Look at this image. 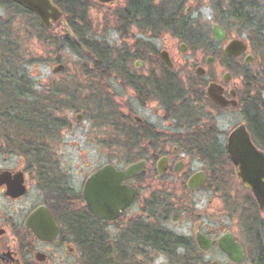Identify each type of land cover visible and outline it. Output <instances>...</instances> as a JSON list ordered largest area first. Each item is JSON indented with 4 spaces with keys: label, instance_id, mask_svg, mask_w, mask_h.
I'll return each instance as SVG.
<instances>
[{
    "label": "flooded vegetation",
    "instance_id": "1",
    "mask_svg": "<svg viewBox=\"0 0 264 264\" xmlns=\"http://www.w3.org/2000/svg\"><path fill=\"white\" fill-rule=\"evenodd\" d=\"M123 1L117 53L103 57L85 50L92 60L91 76L98 66L101 79L116 83L117 92L110 83L104 87L103 118L90 121L101 129L97 143L103 151L109 137L116 139L120 166L105 161L83 172L78 188L73 167L61 168L65 152L50 146L62 139L61 133L72 131L69 120L56 116L65 106L60 94L72 100L67 87L54 90V105L47 107L53 110L48 109L51 118L16 117L14 111L26 108L27 101L48 105L45 91L51 89L42 85L35 92L26 72L17 76L21 85L13 91L30 97L12 92L5 101L0 97V264H264V208L241 181L228 149L229 133L243 125L264 154V98L256 81L261 75L250 69L264 41L259 34L230 36L216 16L209 23L215 50L200 57L207 24L200 0H94L92 9L110 11ZM219 1L212 0V10L228 18ZM51 2L62 12L52 28L66 29V24L75 40L67 11L79 0ZM16 15L30 16L33 29H51L21 3L0 0V48L5 47L7 60L13 55L19 60L12 30L24 26H14ZM213 24L224 29L222 40L213 39ZM137 32L146 38H135ZM232 39L244 42L245 49L225 54ZM216 62L221 72L212 70ZM210 83L219 86L223 105L207 95ZM232 114L237 119L225 125ZM136 162H142V169L122 181L134 190L133 201L114 219L94 216L82 197L89 173L105 164L122 171ZM200 171L204 184L189 187ZM203 189L223 192L213 220H205L200 199L183 197ZM232 190L247 196L235 199Z\"/></svg>",
    "mask_w": 264,
    "mask_h": 264
},
{
    "label": "rangeland",
    "instance_id": "2",
    "mask_svg": "<svg viewBox=\"0 0 264 264\" xmlns=\"http://www.w3.org/2000/svg\"><path fill=\"white\" fill-rule=\"evenodd\" d=\"M214 0V3L217 4ZM225 2L227 0H220L218 3L225 9ZM250 4L248 10L251 14L260 17L262 22V32H256L260 37L264 36V0H245ZM202 4V19L207 23L202 30L203 40L200 46V57L212 53L215 50L214 45L211 44L210 21L217 16L218 22L226 28L230 36L243 35L247 37L252 34L249 29H245V25L237 22L233 18L222 17L221 13L212 10V0H200ZM75 10L67 11V17L74 24L73 29L77 30L80 38L77 35L76 44L83 52L90 49L93 52L103 57L116 54V48L121 45L122 41L118 38V29L121 26L120 15L125 2H121L119 6H115L112 10L92 9L95 5L94 0H79L74 3ZM219 6V5H218ZM76 8H78L76 10ZM244 11H246L244 9ZM14 26H21L24 28H15L12 30V38L15 42L16 53L19 56L18 69L11 70L14 75L18 76L20 72H26L29 80L33 82L34 91H41L39 88L44 85L51 90H63L68 88L73 93L72 100H68L60 95L59 101L65 106L56 112L57 118L69 120L72 124V131H65L61 133L62 139L51 143L50 150L65 152L61 159V168L69 170L71 167L76 171L77 176L74 181L75 186H81L79 182L80 175L83 172H88L92 168L104 163L111 162L116 166L123 163L122 155L118 152L116 142L113 138H108V145L105 150L101 149L100 144L97 143L98 138L101 137L100 127L95 128L90 120L102 119L106 108L107 94L104 87L108 84L113 87V91L117 92L116 83L105 78L91 76L90 65L91 61L87 55H83L80 51L73 50L69 47L63 46L58 37L65 35L67 30L63 26H55L48 30L46 41H42L39 37V29L31 28L33 20L30 16L16 15ZM27 24V25H26ZM16 26V27H17ZM57 38V39H56ZM135 38H146L143 33H138ZM57 42H54V41ZM14 48V47H13ZM14 48V49H15ZM87 48V49H86ZM61 63L65 66L63 72L54 73L52 68L54 65ZM232 69L236 71V63H231ZM253 72H258L261 75L258 85L262 89V98H264V62L260 56H256L254 63L250 66ZM212 70L221 72L223 68L219 62L213 66ZM257 77V76H256ZM115 80V79H114ZM108 83V84H107ZM69 104V105H66ZM73 105V107L71 106ZM71 106V107H70ZM76 113L83 114L82 120L75 118ZM233 115V116H232ZM230 115L224 120V124L234 122L237 119L234 114ZM236 115V114H235ZM99 124V123H97ZM69 129V126L65 127ZM110 129H108L109 131ZM112 141V142H111ZM72 172V171H71ZM179 193V192H176ZM223 192H216L213 190L203 189L199 192L185 194L186 199H200V210H204L205 220H213L214 205L221 197ZM231 197L235 199H245L247 193L244 191L232 190L229 192ZM224 196V195H223ZM222 196V197H223ZM195 205H199L196 201ZM136 207L132 208L133 211ZM129 211V212H131Z\"/></svg>",
    "mask_w": 264,
    "mask_h": 264
},
{
    "label": "water",
    "instance_id": "3",
    "mask_svg": "<svg viewBox=\"0 0 264 264\" xmlns=\"http://www.w3.org/2000/svg\"><path fill=\"white\" fill-rule=\"evenodd\" d=\"M28 9L33 11L40 19L46 29H50L62 16V12L51 0H15ZM101 2L111 0H99ZM63 23L65 24L64 20ZM68 33L71 29L65 24ZM213 39L222 40L225 37L224 29L213 24ZM245 49V44L239 39H232L224 47L225 54H238ZM65 66L58 63L53 66L52 71H63ZM206 93L216 103L224 104L220 98L219 86L210 83L207 86ZM76 118L81 119L82 114L77 113ZM228 149L231 160L237 165L238 174L246 185L258 206L264 208V154L258 151L251 143L249 134L243 125L235 127L228 136ZM143 167L142 162H136L128 165L124 170L119 171L112 164H105L96 168L87 176L83 189L82 197L86 201L87 209L98 218L114 219L133 201L135 192L125 184L123 180L127 179ZM195 175L190 179L188 186L197 187L205 182V174L200 171V178Z\"/></svg>",
    "mask_w": 264,
    "mask_h": 264
},
{
    "label": "trees",
    "instance_id": "4",
    "mask_svg": "<svg viewBox=\"0 0 264 264\" xmlns=\"http://www.w3.org/2000/svg\"><path fill=\"white\" fill-rule=\"evenodd\" d=\"M224 6L226 8L227 15H229L228 17L233 18L237 22L244 24L245 25L244 28L249 29V30L251 29L250 32L252 34H256V32H259V33L262 32L261 18L256 16V13L251 14V12L248 10V8L250 7V4L246 3L245 0H227ZM244 9L246 11H244ZM35 28H37V26ZM73 30H74V33L77 35L78 40L83 41L80 38L77 30H75V28ZM38 37L42 41H46L47 39H49L47 38V33L44 29H41V30L39 29ZM260 39L264 41V36L260 37ZM58 40L63 46L69 47L73 50L77 49V51H80L83 55H86V53L83 52L81 48H79V46L76 44V42L71 38V36L67 32L65 33L64 36L58 37ZM54 42H57V41L55 40ZM259 48H260L259 49L260 57L263 59V62H264V42H263V46H260ZM4 54H5V47L2 46L0 48V73H2V75H0V97H2L5 101L6 98L10 96L11 92L15 96L17 95V96H21L25 98L26 96L30 97V95H26L23 92L20 93L18 89L15 92L13 91L16 88L20 87L21 84L19 85V83L21 79H18V77L15 75L8 76L6 71L9 73V71L13 69L17 70L19 60H17L15 55H13V58L7 60L5 59ZM95 71H97L98 73L94 74V77L101 78V74H99V72L101 71V68L96 66ZM11 86H13L14 89L11 90L12 88ZM53 92L54 90H51L49 93L45 91L44 103H47L48 105H45V107L40 108V104H38V101H27L29 105L26 108H18L16 111H14V112H18L20 115V116L17 115L16 117H22V118H51L53 117L52 114L49 113V111L53 112V110H51L52 108L51 107L47 108L51 104L54 105L55 99L53 98L54 97ZM60 95L64 96V93ZM41 112H42V115L40 114Z\"/></svg>",
    "mask_w": 264,
    "mask_h": 264
}]
</instances>
